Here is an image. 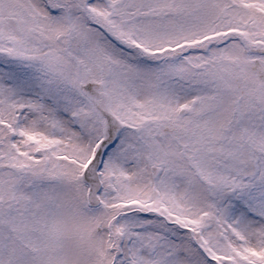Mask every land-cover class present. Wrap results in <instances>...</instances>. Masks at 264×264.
<instances>
[{
  "label": "snow or ice",
  "instance_id": "6c2138e0",
  "mask_svg": "<svg viewBox=\"0 0 264 264\" xmlns=\"http://www.w3.org/2000/svg\"><path fill=\"white\" fill-rule=\"evenodd\" d=\"M0 264H264V0H0Z\"/></svg>",
  "mask_w": 264,
  "mask_h": 264
}]
</instances>
